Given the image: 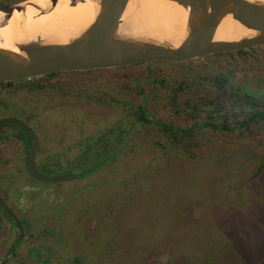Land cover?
<instances>
[{"label":"rangeland","instance_id":"1","mask_svg":"<svg viewBox=\"0 0 264 264\" xmlns=\"http://www.w3.org/2000/svg\"><path fill=\"white\" fill-rule=\"evenodd\" d=\"M242 50L1 82L0 117L35 130L41 174L81 171L64 165L87 140L123 141L116 184L87 190L105 163L79 179L40 182L14 137L29 141L28 133L0 131V196L26 234L6 264H74V256L79 264H264V123L239 124L264 110V45ZM216 74L226 77L223 89ZM248 93L258 107L244 105ZM14 231L0 213V260Z\"/></svg>","mask_w":264,"mask_h":264},{"label":"water","instance_id":"2","mask_svg":"<svg viewBox=\"0 0 264 264\" xmlns=\"http://www.w3.org/2000/svg\"><path fill=\"white\" fill-rule=\"evenodd\" d=\"M75 3L76 0H70ZM188 9L190 31L176 47L151 41L117 42L113 39L128 0H100L103 10L92 28L83 37L66 45L42 47L35 44L18 46L26 59L11 57L0 51V83L44 76L56 72H75L105 69L117 66L150 63L167 60L182 62L215 53H225L264 45V7L248 0H173ZM21 1L14 4L0 2V11L5 17L11 15ZM51 5L56 0H50ZM249 29L257 31L254 36L239 41L214 40L216 28L225 14ZM7 125L22 128L31 137V144L24 156L28 175L40 182H60L79 179L93 174L98 169L87 168L78 172L44 175L35 167L38 142L34 132L21 119L0 118V128ZM0 210L9 216L16 228L17 236L4 253L0 264H6L13 249L24 236L23 227L16 214L0 198Z\"/></svg>","mask_w":264,"mask_h":264},{"label":"bare ground","instance_id":"3","mask_svg":"<svg viewBox=\"0 0 264 264\" xmlns=\"http://www.w3.org/2000/svg\"><path fill=\"white\" fill-rule=\"evenodd\" d=\"M264 7V0H248ZM10 16L0 11V51L26 59L18 46L66 45L83 37L103 10L100 0H22ZM188 9L173 0H128L113 39L117 42L151 41L178 46L189 34ZM257 34L231 13L219 22L214 40L239 41Z\"/></svg>","mask_w":264,"mask_h":264},{"label":"trees","instance_id":"4","mask_svg":"<svg viewBox=\"0 0 264 264\" xmlns=\"http://www.w3.org/2000/svg\"><path fill=\"white\" fill-rule=\"evenodd\" d=\"M1 2H5V1H1ZM242 51H244V50H238L236 52L239 53ZM210 55H212V57H214L216 59V58H218V56H220L222 54L221 53H215V54H210ZM227 55H231V52H227ZM53 74H55V73H51L48 75H53ZM213 78H214V81L216 83V87L218 89H223V87L226 83L225 75L216 74V76H214ZM22 80H25V79H22ZM154 80H156V78H153L151 81H154ZM7 83H11V82H7ZM230 95H231V97H234L236 94L231 93ZM243 101H244V105H247L250 107H258L259 106V103L256 101V98L252 94H249V93L244 94ZM143 112L144 111L142 110L141 107H137L136 108V113H138L137 118H141L143 116V114H142ZM244 115L246 118H245V120H243L242 122L239 123L241 126H245L248 123L253 122V121H261L262 123H264V110L259 111V112H257V111H251L249 113L245 112ZM205 125H209V124L205 123ZM221 127L224 130H228V127H226L224 125H222ZM164 129L172 130L171 127H166V126L164 127ZM179 130H181V129H179ZM107 139L108 138L105 137V134H103L102 136H100L99 138H97L91 142L89 140H87L89 142L86 141V144L82 145L81 150L79 149L81 151V154L77 156L76 162L70 163L69 165H64V167H68V168H72V169H78V168L83 167V169H81V170H84V169L92 168V167H94L95 169H100L101 167H103L104 163L106 164V166L103 167L104 169H101V172L99 173V175L98 176L96 175V179L98 181H100V184L97 185L95 181L93 183H87L84 187L87 190H90V189L93 190L96 188L100 190L102 186L109 183V178H110V182L111 181L114 182L115 174H116L115 172L119 170L118 166L120 163V152H121V148H122L121 144H120L121 141L119 142L120 136L118 135L117 138H112L109 141ZM114 148L118 149V153H116V154L111 153L114 150ZM53 163H59L60 164V162H58V160L53 162ZM261 166H262V164H260L257 167V170L254 172V176L259 174ZM96 185H97V187H96ZM82 194H85V193H82ZM0 213L2 215L4 214L1 210H0ZM24 214L27 215L28 213L24 212ZM4 215L7 218V220L10 222L11 226L14 228V230H15L14 236H16L17 235V228H16L15 224L12 223L13 220L9 216H7L6 214H4ZM58 215H59V213H57L56 216H58ZM35 221H37V220H34L32 218L30 220V222L34 226L37 223ZM20 222H21V225L23 227V223L25 222V220L22 219V220H20ZM8 231H10V230H8ZM25 235L26 234L24 233V238H25ZM13 238H15V237H13ZM11 239L12 238H10V241H11ZM18 246H19V244H17V246L12 251L14 253V256L17 254L16 250L19 248ZM152 260H150L148 264H163V263L156 262V260H154V259H152ZM72 263L79 264L78 258L76 256L73 257ZM16 264H27V263L25 262V260L22 259V260H18Z\"/></svg>","mask_w":264,"mask_h":264},{"label":"flooded vegetation","instance_id":"5","mask_svg":"<svg viewBox=\"0 0 264 264\" xmlns=\"http://www.w3.org/2000/svg\"><path fill=\"white\" fill-rule=\"evenodd\" d=\"M153 62H155V61H153ZM139 64H144V63H139ZM133 65H136V64H133ZM126 66H132V65H125V66H117V67H112V68H124V67H126ZM94 70H96V69H94ZM84 71H89V70H84ZM48 75V74H47ZM31 79V78H30ZM25 80H28V79H25ZM7 83V82H6ZM7 84H9V83H7ZM37 85H39V84H37ZM1 118V117H0ZM141 120H144V121H146L145 119H142V117L141 118H138L137 119V121H141ZM23 122H25L24 120H22ZM26 124H27V122H25ZM28 125V124H27ZM28 127H30V129L34 132L35 130L31 127V126H29L28 125ZM110 127V126H109ZM163 127H165V126H163ZM4 128H6L5 126H3V127H1L0 128V131L2 130V129H4ZM111 128V127H110ZM34 134H36V132H34ZM29 135V134H28ZM30 136V135H29ZM36 136V135H35ZM19 142H21L22 144H24L25 146H26V151H25V153H24V155H23V163H24V156H25V154H26V152L28 151V149H29V147H30V144H31V137H29V141H26L25 139H23V136L22 135H18V136H14ZM121 138L122 137H120V139H119V142L121 141ZM36 139H37V137H36ZM121 143H122V141H121ZM120 143V144H121ZM37 150H38V147H37ZM35 163V162H34ZM24 168H25V166H24ZM25 171H26V169H25ZM26 173H27V171H26ZM28 174V173H27ZM29 176V175H28ZM30 177V176H29ZM2 196H0V198H1ZM2 199V198H1ZM3 200V199H2ZM4 201V200H3ZM18 217V216H17ZM17 236V235H16ZM15 236V237H16ZM14 239V238H13ZM13 241V240H12Z\"/></svg>","mask_w":264,"mask_h":264}]
</instances>
